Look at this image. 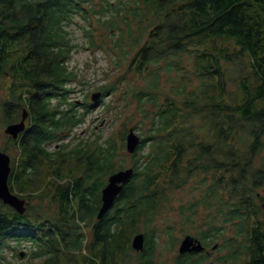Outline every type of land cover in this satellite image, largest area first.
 <instances>
[{"label": "trees", "instance_id": "obj_1", "mask_svg": "<svg viewBox=\"0 0 264 264\" xmlns=\"http://www.w3.org/2000/svg\"><path fill=\"white\" fill-rule=\"evenodd\" d=\"M77 30L118 74L97 100L73 96L87 83L69 64L85 44ZM100 104L115 121L138 115L141 139L99 217L131 129L77 135ZM24 107L27 127L8 137L19 148L9 185L26 191L27 209L0 200V264L13 263L7 249L24 255L9 240L30 243L19 264H264V0H0V124ZM176 231L215 248L182 252Z\"/></svg>", "mask_w": 264, "mask_h": 264}, {"label": "rangeland", "instance_id": "obj_2", "mask_svg": "<svg viewBox=\"0 0 264 264\" xmlns=\"http://www.w3.org/2000/svg\"><path fill=\"white\" fill-rule=\"evenodd\" d=\"M76 35L80 36L79 41L84 42L85 44H78L76 46V49L74 51L73 57L71 58V60L69 61L70 66H75L79 73L82 74V78L84 80H86V86H82V87H78L76 92L73 93V96H77L75 98H79L80 100L85 99L84 97H88L89 99H92V96L94 93L98 92L99 90L96 89V86H98V84H102L104 81H107L109 79H115L118 74L117 71L115 69L112 68V63L110 64L109 62V53L105 52L104 50L101 49H97L96 47L89 45L86 41V38H84V36L81 34L80 30L76 31ZM111 68L110 71L112 70L113 72L110 74L109 77H106L105 79V75H104V70L105 68ZM107 68V69H108ZM3 93V92H2ZM118 97H120L121 93L118 92ZM101 96V95H100ZM93 100V99H92ZM108 101H112L111 97H106V102ZM105 106V104H104ZM103 105L100 104V106L95 107L93 110H91L87 116V119L84 123H82L81 125H79L76 129L75 132L77 135H81V136H85V134H92L95 135L98 132V128H102L104 131V135L106 136L108 133H111L114 130V134L120 130H122L123 128L128 129V128H133L134 124L136 122H138L139 120V116L137 115V117H133V118H129L127 117V119L125 118V114L120 115V118L118 120H113L115 118V115H118V112L116 111V108L113 107L112 110L106 109V106L103 107ZM134 105L132 103L131 106H129L128 110H127V114L134 112ZM5 126H2L0 124V148L3 149V146H7L6 150L10 155H11V163L13 159H16L18 154H19V148H17L15 145H13L12 143H10V140L7 136V133L5 132ZM138 130V129H137ZM136 130V131H137ZM139 131V130H138ZM137 131V132H138ZM140 132V131H139ZM122 134V133H120ZM115 140L117 141V143L119 145H121V143L123 142L122 139L119 136H115ZM7 141H9V143H7ZM125 143V142H124ZM53 145H50V147H52ZM124 152H125V156H126V160H125V166H129L130 165V161H131V153L128 152L127 150V145H125L124 148ZM264 157V150L263 152H260L259 157L256 159V164H260L261 161L263 160ZM189 192V190H183L179 197L183 200H185L189 195L186 194V192ZM18 193L21 194H25L26 191H17ZM259 194L264 196V185H262L259 188ZM43 205V206H47L48 202H49V198H46L45 200H41V198L36 197L34 199L33 202H36ZM264 202V200L262 201V203ZM263 207V206H262ZM175 217H177V215L173 214ZM202 214H200V217L198 218V222L195 224L194 229H196L198 227V224L201 222V218H202ZM178 219V218H175ZM174 220L171 219V221ZM178 224H177V229L181 228L183 225L180 223L181 220L178 219ZM157 223H158V227L160 229L163 228V226L165 225L167 219L165 217H160L157 219ZM89 229L87 228V231ZM178 233V231H176ZM228 232V231H227ZM179 235H181V239L179 242V245L182 241V238L185 236L182 233H178ZM9 242L14 245L17 249L16 252H20V251H25L23 257H20L19 255H13V250L12 249H7L6 252L8 253L10 259H13V263L12 264H19L21 261L26 262L27 259V254L26 252L29 250L30 248V243L28 240H21L20 243H18L16 240H9ZM167 240H166V235H165V241L162 242V245L166 244ZM18 244V245H17ZM163 245V246H164ZM208 249H214L215 247L211 246H207ZM218 254V252H215L214 254L211 255V259L215 258L216 255ZM220 254V253H219ZM171 252L165 251L163 256L160 257V263H161V258H165L167 260L170 261L171 259ZM162 264V263H161Z\"/></svg>", "mask_w": 264, "mask_h": 264}, {"label": "water", "instance_id": "obj_3", "mask_svg": "<svg viewBox=\"0 0 264 264\" xmlns=\"http://www.w3.org/2000/svg\"><path fill=\"white\" fill-rule=\"evenodd\" d=\"M101 95L98 91L93 94L92 99L97 100ZM28 110L23 108L21 119L8 123L5 127V132L16 138L19 133L26 128V119L28 117ZM139 133L133 128L127 134V149L133 152L140 142ZM11 155L0 148V200L4 203L11 205L15 210L20 213L26 211L27 199L21 197L18 193L11 190L9 185V176L11 173ZM134 168L132 166L121 168L112 172L108 177L107 184L102 189V205L99 209L98 216H102L113 204L115 197L120 193L123 188V184L131 177ZM264 208V202L262 203ZM133 246L137 250H143L145 246V235L143 232H139L133 237ZM205 248L203 242L197 237L186 234L180 243V251L186 250H202ZM21 254H24L21 251Z\"/></svg>", "mask_w": 264, "mask_h": 264}, {"label": "flooded vegetation", "instance_id": "obj_4", "mask_svg": "<svg viewBox=\"0 0 264 264\" xmlns=\"http://www.w3.org/2000/svg\"><path fill=\"white\" fill-rule=\"evenodd\" d=\"M29 116V115H28ZM20 120V119H19ZM18 121V120H17ZM27 124H28V117H27V119H26V127H27ZM6 127V126H5ZM20 134V133H19ZM7 136L9 137L10 136V134H8L7 133ZM17 137H19V135L17 136ZM16 137V138H17ZM6 151V150H5ZM205 245V244H204ZM205 248H207L208 249V247L205 245ZM211 248H212V246H211Z\"/></svg>", "mask_w": 264, "mask_h": 264}]
</instances>
